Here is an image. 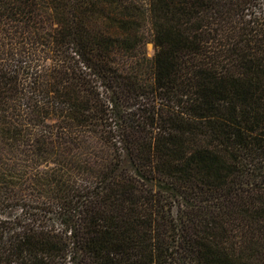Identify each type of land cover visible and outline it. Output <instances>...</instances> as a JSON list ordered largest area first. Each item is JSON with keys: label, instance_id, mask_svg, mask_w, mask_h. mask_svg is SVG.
<instances>
[{"label": "trees", "instance_id": "trees-1", "mask_svg": "<svg viewBox=\"0 0 264 264\" xmlns=\"http://www.w3.org/2000/svg\"><path fill=\"white\" fill-rule=\"evenodd\" d=\"M0 264H264V0H0Z\"/></svg>", "mask_w": 264, "mask_h": 264}, {"label": "rangeland", "instance_id": "rangeland-1", "mask_svg": "<svg viewBox=\"0 0 264 264\" xmlns=\"http://www.w3.org/2000/svg\"><path fill=\"white\" fill-rule=\"evenodd\" d=\"M149 53H151V46L148 47Z\"/></svg>", "mask_w": 264, "mask_h": 264}]
</instances>
